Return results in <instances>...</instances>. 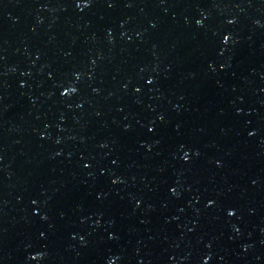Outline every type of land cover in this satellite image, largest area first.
<instances>
[{"label":"water","instance_id":"water-1","mask_svg":"<svg viewBox=\"0 0 264 264\" xmlns=\"http://www.w3.org/2000/svg\"><path fill=\"white\" fill-rule=\"evenodd\" d=\"M0 264H264V0H0Z\"/></svg>","mask_w":264,"mask_h":264},{"label":"snow or ice","instance_id":"snow-or-ice-1","mask_svg":"<svg viewBox=\"0 0 264 264\" xmlns=\"http://www.w3.org/2000/svg\"><path fill=\"white\" fill-rule=\"evenodd\" d=\"M82 6H83V7H89L90 5H89L88 3H84ZM109 6L111 7L112 5H109ZM77 7H81V5H80V4H77ZM197 23L200 24L199 21H197ZM229 23H234V21H229ZM230 39H231L230 36L225 35V36L223 37V42H224V44H228L229 41H230ZM77 79H79V77H77ZM148 83H149V84H152L153 81H152V80H149ZM75 91H76V89L72 88V89H69L68 92H64V93H62V95L67 96V95H70V94L74 93ZM137 91H139V89H137ZM149 131H152V129H149ZM250 135H252V133H250ZM183 159H184L186 162L189 160V153H188V152H185V153H184ZM86 167H87V165H86ZM113 183H115V181H113ZM228 215H229V216H234V215H235V212H234V211H229V212H228Z\"/></svg>","mask_w":264,"mask_h":264}]
</instances>
